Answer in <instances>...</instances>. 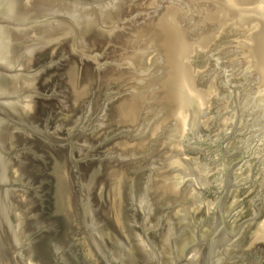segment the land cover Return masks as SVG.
<instances>
[{"label":"rangeland","instance_id":"374dc122","mask_svg":"<svg viewBox=\"0 0 264 264\" xmlns=\"http://www.w3.org/2000/svg\"><path fill=\"white\" fill-rule=\"evenodd\" d=\"M261 27L264 0H0V264H264Z\"/></svg>","mask_w":264,"mask_h":264},{"label":"bare ground","instance_id":"6f19581e","mask_svg":"<svg viewBox=\"0 0 264 264\" xmlns=\"http://www.w3.org/2000/svg\"><path fill=\"white\" fill-rule=\"evenodd\" d=\"M246 2V1H245ZM114 4V3H113ZM229 7H227V6H224L223 8L221 7V16H223V18H224V22L225 23H227V25H229L228 27H231V20H229V19H231V16H233V14H236V13H234V11L232 12V13H230L229 12ZM109 13V14H108ZM110 13L111 12H107V14H106V17H107V19H110L111 17H110ZM239 15H241V16H239L240 17V19H242L243 17H244V14H239ZM87 19V18H86ZM141 19V18H140ZM251 19V17H247V18H245L244 17V20L245 21H248V20H250ZM88 20V19H87ZM167 21H169V20H167ZM143 22V21H142ZM88 25H90V24H88ZM148 25H150V24H148ZM146 26H147V24H146ZM157 27V26H156ZM147 28L149 29H151L152 27H148L147 26ZM146 28V29H147ZM141 29V28H140ZM154 29V28H153ZM233 29V28H232ZM158 30V29H157ZM228 30V29H227ZM239 30V29H238ZM264 28L263 27H261V29H260V31L257 33H255V36H254V42H255V44L253 45V53H255L256 55H258V53H259V56H262L263 54H264V44H263V35H264ZM144 31V30H143ZM149 31H151V30H149ZM153 31V30H152ZM237 31V30H236ZM262 31H263V33H262ZM154 32V31H153ZM244 33H245V31H243ZM242 33V32H241ZM155 34V33H154ZM236 34V33H235ZM238 34H239V32H238ZM166 35H168L167 34V32L165 31V36ZM240 35V34H239ZM40 37V36H39ZM217 40V39H216ZM48 44V43H47ZM182 44H184V43H182ZM181 44V45H182ZM175 47V46H174ZM182 51H181V55H180V57L181 56H183L185 53V51L186 50H189L190 49V47H189V45H187V44H184V46L182 47ZM190 51V50H189ZM46 52V51H45ZM262 54V55H261ZM178 56H179V54H178V52L176 51V55H173V57H171V56H168V58H167V61H168V59H170L171 61L168 63L169 64V66H170V70H171V75H170V78H169V81L167 82V83H164V86L167 88V93H168V97L170 98V100H177V98L178 97H176L175 96V93H173V91H171V89H169L171 86H172V84H174V83H176V78L178 77V74L179 75H185V73H186V80H187V82H188V77H187V75L189 74V72H190V67H189V71H188V68H187V66H185L186 68H184V73H182V69L180 68V67H177L176 66V64L173 62L174 61V59L178 62ZM3 57V56H2ZM1 58V57H0ZM193 59V58H192ZM41 62V61H40ZM60 63V62H59ZM179 63V62H178ZM180 64V63H179ZM190 64V63H189ZM200 64V63H199ZM181 65V64H180ZM3 66H4V64H3ZM6 66V65H5ZM22 66V65H21ZM182 66V65H181ZM200 66H201V64H200ZM18 67V66H17ZM17 67H16V69H17ZM42 68V67H41ZM48 68V67H47ZM180 68V69H179ZM196 68V67H195ZM203 68V67H202ZM206 68V67H205ZM2 69V68H1ZM18 69H20V68H18ZM46 69V68H45ZM197 69V68H196ZM3 70V69H2ZM203 70V69H202ZM23 73V72H22ZM88 73V72H87ZM87 73H86V75H85V80L86 81H88L89 82V85L91 84L90 82H92L91 80H89L88 78H87ZM90 75V74H89ZM107 75V74H106ZM182 76V77H183ZM90 77H91V75H90ZM72 79H73V77H72ZM91 79H92V77H91ZM180 81H182V80H180ZM179 84V83H178ZM177 84V85H178ZM76 85H78V83L76 84ZM176 86V85H175ZM164 87V88H165ZM22 88H24V87H22ZM176 88V87H175ZM169 90V91H168ZM32 91V90H31ZM97 91V90H96ZM63 93V92H62ZM186 93V92H185ZM204 93V92H203ZM92 95V94H91ZM206 95V94H205ZM52 96V95H51ZM1 97V96H0ZM64 97H65V95H64ZM97 97V96H96ZM103 97V96H102ZM7 98V97H6ZM48 98V97H47ZM4 99V98H3ZM10 100V99H9ZM18 100V99H17ZM96 100V99H95ZM89 101V100H88ZM97 101H98V99H97ZM160 101V100H159ZM99 102V101H98ZM97 102V103H98ZM90 104V103H89ZM181 104V103H180ZM185 104H186V102H185ZM201 104V103H200ZM130 105V104H129ZM6 106H7V104H6ZM185 106H187V105H185ZM8 107V106H7ZM96 107V106H95ZM133 107H135L134 109H136L135 111H137V109H138V107H136V106H133ZM4 108V107H3ZM166 110H167V108H165ZM19 110V109H18ZM94 110V109H93ZM200 110V109H199ZM90 111V110H89ZM134 111V110H133ZM134 111V112H135ZM180 112V111H179ZM14 113V112H13ZM142 113V112H141ZM191 113V112H190ZM3 114V113H2ZM89 114V113H88ZM165 114V113H164ZM1 115V114H0ZM6 114L4 113V115L3 116H5ZM40 115V114H39ZM135 116V118H136V112H135V114H134ZM7 116V115H6ZM5 116V117H6ZM35 116V115H34ZM99 116V115H98ZM18 117V116H17ZM18 118H20V117H18ZM32 118V117H31ZM35 118V117H34ZM111 118V117H110ZM138 118V117H137ZM47 119V118H46ZM10 120H12V119H10ZM163 120V119H162ZM18 121V120H17ZM37 121V120H36ZM68 121H70V119L68 120ZM155 121V120H154ZM24 122V121H23ZM101 122V121H100ZM18 123H20V122H18ZM25 123H23V125H24ZM74 124V123H73ZM153 124V123H152ZM104 125V124H103ZM12 131V130H11ZM151 131V130H150ZM163 131V130H162ZM44 132V131H43ZM177 133V132H176ZM175 134V133H174ZM173 134V135H174ZM179 135V134H178ZM177 137V136H176ZM184 137V136H183ZM187 137V136H186ZM174 139V138H173ZM177 139V138H176ZM175 139V140H176ZM28 141V140H27ZM175 142V141H174ZM177 142V141H176ZM12 143V142H11ZM20 143V142H19ZM166 143V142H165ZM6 144V143H5ZM15 144V143H14ZM164 144V143H163ZM174 144V143H173ZM11 145V144H10ZM34 145V144H33ZM38 145V144H37ZM90 145V144H89ZM161 145V144H160ZM17 146V145H16ZM164 146V145H163ZM19 147V146H18ZM24 147V146H23ZM28 147V146H27ZM54 148V147H53ZM113 148V147H112ZM19 149V148H18ZM108 149V148H107ZM1 150V149H0ZM167 150V149H166ZM173 150V149H172ZM2 151H4V150H2ZM108 153V152H107ZM35 154V153H34ZM232 154V153H231ZM36 155V154H35ZM109 155V154H108ZM121 155V154H120ZM174 156V155H173ZM122 157V156H121ZM133 157V156H132ZM233 158V157H232ZM1 159V158H0ZM163 160V159H162ZM167 162H169V161H167ZM166 162V163H167ZM162 162H160V164H161ZM164 163V162H163ZM4 164V163H3ZM0 165L2 166V163H0ZM45 165V164H44ZM166 165V164H165ZM23 166V165H22ZM21 166V167H22ZM168 167V166H167ZM191 167V166H190ZM20 167H18V169H19ZM166 168V167H165ZM195 168V167H194ZM2 169V168H1ZM9 169V168H8ZM23 169V168H22ZM21 169V170H22ZM91 169V168H90ZM108 169V168H107ZM163 169V168H162ZM27 170V169H26ZM185 170V169H184ZM88 171V170H87ZM166 171H168V170H166ZM174 171V170H173ZM24 172H25V170H24ZM123 172V171H122ZM184 172V171H183ZM9 173V172H8ZM12 173V172H11ZM172 173V172H171ZM234 173V172H233ZM122 174V173H121ZM161 174V173H160ZM163 174V173H162ZM169 174H170V172H169ZM169 174H167V175H169ZM27 175V174H26ZM159 176V175H158ZM165 176V175H164ZM28 177V176H27ZM72 177V176H71ZM166 177V176H165ZM2 178V177H1ZM9 179V178H8ZM26 179V178H25ZM163 179H165V178H163ZM43 180V179H42ZM234 180V179H233ZM155 181H156V179H155ZM171 181V180H170ZM172 182V181H171ZM5 183V182H4ZM113 183V182H112ZM114 183H115V181H114ZM99 185V184H98ZM159 185V184H158ZM31 186V185H30ZM1 187V186H0ZM2 188V187H1ZM4 188H5V186H4ZM44 188V187H43ZM84 188V187H83ZM1 190V189H0ZM2 190H3V188H2ZM113 191V190H112ZM158 191V190H157ZM6 192V191H5ZM41 192V191H40ZM157 194V193H156ZM159 194H160V189H159ZM51 196V195H50ZM157 196V195H156ZM160 196V195H159ZM5 197V196H4ZM28 197H30V195L28 196ZM16 198V197H15ZM19 200V199H18ZM32 200V199H31ZM14 202V201H13ZM16 202V201H15ZM32 202V201H31ZM30 202V203H31ZM18 203V202H17ZM34 203V202H33ZM29 204V203H28ZM2 206V205H1ZM4 206V205H3ZM30 206V205H29ZM20 207H22V206H20ZM16 208H18V207H16ZM181 208V207H180ZM1 209V208H0ZM34 210V209H33ZM37 209H35V211H36ZM30 212V211H29ZM2 213V212H1ZM5 213V212H4ZM43 214V213H42ZM174 214H176L175 212H174ZM1 215V214H0ZM7 215V214H6ZM140 216V215H139ZM10 222V221H9ZM215 222V221H214ZM213 222V223H214ZM5 223V222H4ZM7 223H8V220H7ZM15 223V222H14ZM39 223V222H38ZM183 223V222H182ZM9 224V223H8ZM28 224V223H27ZM10 225V224H9ZM147 225H149V224H147ZM4 226V225H3ZM2 226V227H3ZM186 226V225H185ZM215 226H216V224H215ZM214 226V228H217V227H215ZM219 226V225H218ZM212 227V226H211ZM34 228V227H33ZM133 228V227H132ZM144 228V227H143ZM135 229V228H134ZM182 229H183V227H182ZM185 229V228H184ZM3 231V230H2ZM185 231V230H184ZM214 231V230H213ZM32 233V232H31ZM71 233V232H70ZM73 233V232H72ZM135 233V232H134ZM133 233V234H134ZM204 234V233H203ZM206 234V233H205ZM205 234H204V236H205ZM188 235V234H187ZM208 235V234H207ZM227 235H229V234H227ZM134 236H136V235H134ZM209 236V235H208ZM232 236H233V234H232ZM19 237V236H18ZM124 237V236H123ZM164 237H166V236H164ZM182 237V236H181ZM187 237V236H186ZM210 237V236H209ZM214 237V236H213ZM212 237V238H213ZM217 237V236H216ZM229 237V236H228ZM136 238V237H135ZM185 238V237H184ZM190 238V237H189ZM207 238V237H206ZM215 238V237H214ZM125 239V238H124ZM153 239V238H152ZM199 239V238H198ZM53 240V239H52ZM122 240V239H121ZM228 240V239H227ZM125 241H126V239H125ZM151 241V240H150ZM153 241V240H152ZM48 242V241H47ZM122 242H124V241H122ZM163 242H165V241H163ZM185 242H186V239H185ZM189 242V241H188ZM194 242V241H193ZM12 243V242H11ZM48 243H50V242H48ZM47 243V244H48ZM55 243V242H54ZM125 243V242H124ZM33 244V243H32ZM186 244V243H185ZM190 244V243H189ZM192 244V243H191ZM156 245V244H155ZM167 245V244H166ZM165 245V246H166ZM4 246V245H3ZM33 246H35V245H33ZM48 246V245H47ZM171 246V245H170ZM54 247V246H53ZM60 247V246H59ZM68 247V246H67ZM172 247V246H171ZM189 247V246H188ZM225 247V246H224ZM3 248H5V247H3ZM17 248V247H16ZM36 248V247H35ZM34 248V249H35ZM158 248H160V247H158ZM53 249V248H52ZM162 249V248H161ZM169 249V248H168ZM187 249V248H186ZM185 249V250H186ZM214 249V248H213ZM55 250V249H54ZM60 250V249H59ZM167 250V249H166ZM8 251V250H7ZM7 251H5V253H7ZM161 253H163V252H161ZM171 253H173L172 251H171ZM200 253V252H199ZM198 253V254H199ZM166 254V253H165ZM171 255V254H170ZM172 257H173V255H171ZM175 256H176V253H175ZM197 256V258H198V255H196ZM29 257V256H28ZM172 257H170L171 259H172ZM197 258H195L194 257V254H193V256H192V258H191V260L190 261H188V263L187 264H206L207 263V259L208 258H205V257H201V256H199V258L197 259ZM217 258V257H216ZM164 259H166V258H164ZM218 260V259H217ZM247 260V259H246ZM90 261H92V260H90ZM167 261V260H166ZM177 261H179V260H177ZM183 261V260H182ZM206 261V262H205ZM168 262V261H167ZM212 262V261H211ZM86 263H88V261L86 262ZM118 263V262H117ZM175 263V262H174ZM173 263V264H174ZM95 264V263H94ZM170 264V263H169ZM172 264V263H171ZM216 264H217V261H216ZM239 264V263H238Z\"/></svg>","mask_w":264,"mask_h":264},{"label":"flooded vegetation","instance_id":"af4514ba","mask_svg":"<svg viewBox=\"0 0 264 264\" xmlns=\"http://www.w3.org/2000/svg\"><path fill=\"white\" fill-rule=\"evenodd\" d=\"M229 12L232 13L233 10L232 9H229ZM220 15H221V9H220ZM251 20H253V18H251ZM259 55V54H258ZM262 55V54H261Z\"/></svg>","mask_w":264,"mask_h":264},{"label":"water","instance_id":"95a60500","mask_svg":"<svg viewBox=\"0 0 264 264\" xmlns=\"http://www.w3.org/2000/svg\"><path fill=\"white\" fill-rule=\"evenodd\" d=\"M62 223V222H61Z\"/></svg>","mask_w":264,"mask_h":264}]
</instances>
